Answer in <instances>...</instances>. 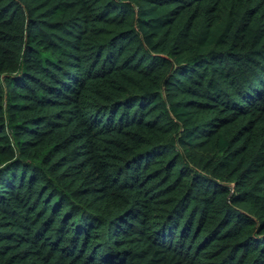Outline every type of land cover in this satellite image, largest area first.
Listing matches in <instances>:
<instances>
[{
	"label": "trees",
	"instance_id": "16d2710c",
	"mask_svg": "<svg viewBox=\"0 0 264 264\" xmlns=\"http://www.w3.org/2000/svg\"><path fill=\"white\" fill-rule=\"evenodd\" d=\"M0 264H264V0H0Z\"/></svg>",
	"mask_w": 264,
	"mask_h": 264
}]
</instances>
